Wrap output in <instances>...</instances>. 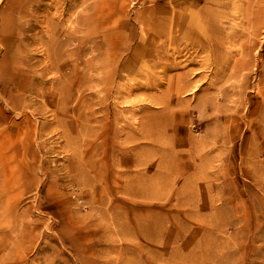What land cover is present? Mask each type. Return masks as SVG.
<instances>
[{
	"label": "rangeland",
	"instance_id": "1",
	"mask_svg": "<svg viewBox=\"0 0 264 264\" xmlns=\"http://www.w3.org/2000/svg\"><path fill=\"white\" fill-rule=\"evenodd\" d=\"M0 264H264V0H0Z\"/></svg>",
	"mask_w": 264,
	"mask_h": 264
},
{
	"label": "bare ground",
	"instance_id": "2",
	"mask_svg": "<svg viewBox=\"0 0 264 264\" xmlns=\"http://www.w3.org/2000/svg\"><path fill=\"white\" fill-rule=\"evenodd\" d=\"M186 22V21H185ZM50 34V33H49ZM50 36V35H49ZM137 51V50H136Z\"/></svg>",
	"mask_w": 264,
	"mask_h": 264
}]
</instances>
